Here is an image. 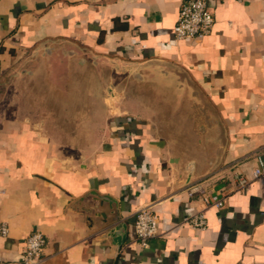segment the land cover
Segmentation results:
<instances>
[{"label": "crops", "instance_id": "1", "mask_svg": "<svg viewBox=\"0 0 264 264\" xmlns=\"http://www.w3.org/2000/svg\"><path fill=\"white\" fill-rule=\"evenodd\" d=\"M182 1L0 0V84L103 61L138 73L111 78L116 109L79 155L50 137L44 110L0 111V264H20L34 230L46 238L39 264H264V177L253 176L264 164V0H208L211 32L177 39ZM198 182L225 206L189 196ZM148 204L160 234L142 246L134 223ZM198 210L205 228L188 223Z\"/></svg>", "mask_w": 264, "mask_h": 264}, {"label": "rangeland", "instance_id": "2", "mask_svg": "<svg viewBox=\"0 0 264 264\" xmlns=\"http://www.w3.org/2000/svg\"><path fill=\"white\" fill-rule=\"evenodd\" d=\"M99 65L74 69L49 67L36 77L19 71L7 74L0 84V111L13 115V112L44 110L48 125L54 131L50 137L64 147V152L79 155L88 144L102 139L107 122L105 110L116 109V97L122 86H116L111 78H125L128 74L136 77L138 74L110 61ZM77 107L81 108L80 117L73 115ZM58 126L63 129L56 130ZM77 126H80V132H67Z\"/></svg>", "mask_w": 264, "mask_h": 264}, {"label": "built area", "instance_id": "3", "mask_svg": "<svg viewBox=\"0 0 264 264\" xmlns=\"http://www.w3.org/2000/svg\"><path fill=\"white\" fill-rule=\"evenodd\" d=\"M208 0H183L180 4L174 33L177 39H199L209 34L214 23V15L208 9ZM260 164L253 170L254 178L264 177V164ZM251 178L246 175L237 176L239 188L245 187ZM189 196L200 194L205 207L215 206L223 208L227 195L223 191L206 192L200 182L191 183L187 186ZM188 223L194 228H205L207 219L203 210L193 213ZM136 241L142 246H148L150 240L159 236V216L152 205H143L136 211L134 223ZM9 227L5 222L0 223V235H7ZM46 244L44 234L38 230L32 231L24 239V253L20 264H39L41 254Z\"/></svg>", "mask_w": 264, "mask_h": 264}]
</instances>
